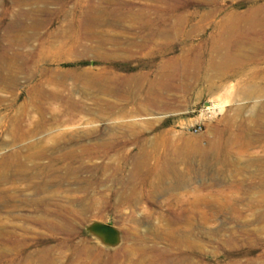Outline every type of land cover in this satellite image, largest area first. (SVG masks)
Here are the masks:
<instances>
[{
    "label": "rangeland",
    "instance_id": "1",
    "mask_svg": "<svg viewBox=\"0 0 264 264\" xmlns=\"http://www.w3.org/2000/svg\"><path fill=\"white\" fill-rule=\"evenodd\" d=\"M0 178V264H264V0H0Z\"/></svg>",
    "mask_w": 264,
    "mask_h": 264
},
{
    "label": "bare ground",
    "instance_id": "2",
    "mask_svg": "<svg viewBox=\"0 0 264 264\" xmlns=\"http://www.w3.org/2000/svg\"><path fill=\"white\" fill-rule=\"evenodd\" d=\"M41 46H43V45H41ZM40 46V47H41ZM47 47V44H46V46L45 47H43L44 49ZM41 51H43V50H41ZM39 52V51H38ZM38 54H40V52L38 53ZM37 54V55H38ZM226 56H229L230 58H234L235 57V55L233 54V53H229V52H227V55ZM238 113V112H237ZM137 114V113H136ZM138 115V114H137ZM131 116V115H130ZM136 116V115H135ZM134 117V115H132L131 116V118H133ZM106 119V118H105ZM229 137H226V138H224L223 140H219L218 138V140H214V139H216V138H214V139H212V141H211V145L209 146L210 148H211V150H215V148L216 147H218V146H223L224 145V143L226 142V140L228 139ZM210 141V140H209ZM215 154V153H214ZM221 154V153H220ZM179 163V162H178ZM177 168V167H176ZM159 173H160V177L161 178H164V177H170L171 176V178H173L174 180H173V182L176 184V185H181L182 183H183V175L184 174H182V173H180V172H177V170L175 169V167H174V165L172 164V163H169V162H165V161H163V162H161L160 163V165H159ZM1 179V178H0ZM3 180V179H2ZM186 182V181H185ZM185 184V183H184ZM175 185V186H176ZM183 185V184H182Z\"/></svg>",
    "mask_w": 264,
    "mask_h": 264
},
{
    "label": "water",
    "instance_id": "3",
    "mask_svg": "<svg viewBox=\"0 0 264 264\" xmlns=\"http://www.w3.org/2000/svg\"><path fill=\"white\" fill-rule=\"evenodd\" d=\"M90 229L93 232L102 235L105 241H112L116 234V231L112 226L102 223H93L90 226Z\"/></svg>",
    "mask_w": 264,
    "mask_h": 264
}]
</instances>
